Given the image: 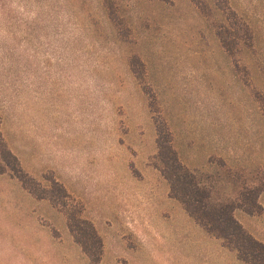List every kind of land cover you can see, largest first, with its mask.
<instances>
[{
  "label": "rangeland",
  "instance_id": "obj_1",
  "mask_svg": "<svg viewBox=\"0 0 264 264\" xmlns=\"http://www.w3.org/2000/svg\"><path fill=\"white\" fill-rule=\"evenodd\" d=\"M105 1L0 0L9 148L29 174L45 182L53 171L84 203L104 241L99 264H247L169 197L151 164L149 100L191 169H264V0H229L255 33L236 65L191 0H112L122 34ZM225 187L232 195L234 186ZM239 210L264 242V214ZM0 264L91 263L64 214L0 173Z\"/></svg>",
  "mask_w": 264,
  "mask_h": 264
},
{
  "label": "trees",
  "instance_id": "obj_2",
  "mask_svg": "<svg viewBox=\"0 0 264 264\" xmlns=\"http://www.w3.org/2000/svg\"><path fill=\"white\" fill-rule=\"evenodd\" d=\"M191 1L205 18L211 20L221 46L235 60V65L238 64L239 46L243 45L249 51L254 47L253 26L232 7L229 0H210L213 8L207 0ZM105 7L110 21L122 34L120 15L114 2L106 0ZM213 9L220 14L219 18L211 17ZM137 61L136 56H132L130 66L142 85V79L135 71ZM142 88L149 96L143 85ZM149 106L153 114L157 146L151 164L168 182L169 197L179 201L187 214L208 234L219 239L223 247L235 251L240 261L264 264V242L253 236L235 216L237 209L249 215L263 212L259 197L264 192V169L246 172L224 167L215 174H202L191 169L175 148L174 136L166 121L156 117L151 100ZM1 125L0 114V173L18 179L34 198L47 200L64 214L74 241L91 264H99L104 254V241L95 224L84 216V203L69 192L53 171L43 174L45 182L29 174L19 157L9 148ZM221 164L225 165V162L222 160ZM225 183L234 186L232 195L226 193Z\"/></svg>",
  "mask_w": 264,
  "mask_h": 264
},
{
  "label": "crops",
  "instance_id": "obj_3",
  "mask_svg": "<svg viewBox=\"0 0 264 264\" xmlns=\"http://www.w3.org/2000/svg\"><path fill=\"white\" fill-rule=\"evenodd\" d=\"M1 129H2V132H4V123L2 122V125H1ZM3 135L5 136V133H3ZM20 159V158H19ZM21 161V160H20ZM168 194H169V191H168ZM264 195V192L263 193H261V195H260V197H259V202H260V204L262 205V207H263V212L260 214V215H263L264 214V205H263V203H262V200H263V196ZM240 211V210H239ZM241 211H243V210H241ZM244 212V211H243ZM236 213H237V210L235 211V216H236ZM246 213V212H245ZM252 216H256V215H252ZM245 227V226H244ZM246 228V227H245ZM210 235V234H209ZM253 235V234H252ZM254 236V235H253ZM222 244V243H221ZM237 256V255H236Z\"/></svg>",
  "mask_w": 264,
  "mask_h": 264
}]
</instances>
